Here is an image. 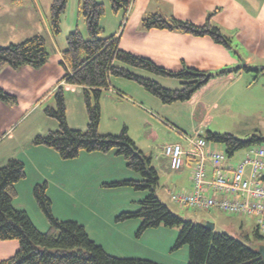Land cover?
<instances>
[{
  "label": "trees",
  "instance_id": "16d2710c",
  "mask_svg": "<svg viewBox=\"0 0 264 264\" xmlns=\"http://www.w3.org/2000/svg\"><path fill=\"white\" fill-rule=\"evenodd\" d=\"M66 2L67 0H52L49 24L54 35L60 32L59 17ZM130 2L109 0L113 12L122 11L123 14ZM79 11L85 19L88 38L85 39L78 30L71 31L66 36V48L62 52L61 62L66 72L62 81L83 88L86 128L82 131L73 130L67 125L64 94L59 87L54 97L55 108L46 107L44 110L47 116L57 121L58 129L45 135H37L32 143L55 150L65 160L77 157L80 151H114L116 155L121 156L126 166L138 173L140 179L122 180L105 186H128L135 190H146L148 195L140 201L138 210L123 212L116 219H140L139 231L161 226L178 227L173 248L187 246V264H263L257 249L225 233L209 230L201 223L183 220L171 212L155 194L158 175L150 165V157L145 156L136 147L125 127L118 134L103 135L99 132L101 94L111 87L113 78L133 81L161 103L171 104L189 100L210 79L238 70L223 69L216 73L189 68L177 72L165 70L145 57L122 50L118 44L119 36H102L100 18L105 11L103 3L96 0H79ZM141 26L144 30L159 29L198 37L206 36L227 49L232 47L231 38L218 27L211 25L208 20L203 25H195L190 21L156 13L144 17ZM48 57L45 38L36 34L22 42L0 46V69L3 66L13 69L29 66L38 70L45 65ZM249 70L251 69L245 68V71ZM139 71L178 79L181 87L167 89L152 78L140 75ZM255 71L264 73V68ZM0 100L12 103L15 98L0 89ZM202 137L206 142L221 144L229 156L243 148L261 147L264 142L258 131L251 134L247 140H239L229 133H214L209 130L203 132ZM24 176V164L20 160L9 159L0 167V240H17L19 244L15 254L0 261V264H159L146 259L110 256L89 238L82 225L75 221L54 218L45 183L36 184L32 191L40 210L49 221L48 231H38L27 213L15 209L12 205L16 195L15 185ZM256 238L264 240V236L261 237L257 232Z\"/></svg>",
  "mask_w": 264,
  "mask_h": 264
},
{
  "label": "crops",
  "instance_id": "0c3cea01",
  "mask_svg": "<svg viewBox=\"0 0 264 264\" xmlns=\"http://www.w3.org/2000/svg\"><path fill=\"white\" fill-rule=\"evenodd\" d=\"M7 1L12 3L14 0ZM19 1L15 0L13 4L18 5ZM34 1L37 5L38 1ZM130 1L123 20V26L120 29L117 28L124 15V12L120 11L122 16L116 13L114 25L109 31L111 34L106 36L113 34L119 36L118 44L122 50L145 57L155 65L169 71L177 72L183 68L207 73H216L223 69H236L238 71L214 77L198 89L189 100L171 104L161 103L150 94H146L147 92L140 86H134L123 79L113 78L111 87L101 94L100 121L105 111H110L115 115L140 111L143 115L151 116L150 122L144 120L142 126L144 129L149 126V134L153 140L158 138L156 132L160 129L159 124L169 130L175 128L185 135L203 134L204 130L208 129L211 114L215 111L219 114V112L225 110V113H227L232 107L236 94H242L243 89H248L253 84V92L256 91L259 97L261 92H264L263 84H261V88L257 86L261 77H264V73L255 71V69L264 68V0ZM9 2H6V0L0 2V30L6 24L3 15L7 13L8 16V13H11L9 19L7 16L6 19L12 20L13 15L20 11L13 5H9ZM6 3H9V6H5ZM23 7L21 6V9ZM24 10L26 12H22L23 17L17 16V20L20 19V21L15 22L16 26L7 22L8 30L5 33L0 31V39L2 37L3 40L10 38L8 42L11 44L22 42L31 37L32 34H40L38 31L31 30V28L32 23L40 27L42 22L39 23L36 19L34 21L32 13L28 11L26 6ZM156 13L164 17H175L179 20L190 21L195 25H203L208 20L211 25L218 27L222 33L231 38L232 47L227 49L206 36L198 37L178 31L159 29L144 30L141 26V20L150 14ZM44 32L46 34V37H44L46 47L49 52L48 60L44 66L38 70L29 66L18 69L3 66L0 69V89L15 98L12 103L0 100V167L9 159L20 160L19 157L11 154L13 150H19L22 154H26L32 150L44 152L45 149L43 148H48L42 145H34L32 140L37 135H45L49 131L58 129L57 121L47 116L44 110L46 107L55 108L54 97L59 87L64 94L67 125L73 130L82 131L86 128L83 88L62 81L66 72L65 67L61 64L63 60L62 52L66 48V43L63 41L62 44V41L60 43L58 38H55L49 20ZM245 68L251 70L245 71ZM139 74L142 75L143 73L139 72ZM147 77L152 78L167 89H179L181 87V84L177 88V84L169 82L167 79L172 78L169 76ZM245 77L251 78V81L244 80ZM130 96H137L143 104H147L148 108H151V113L145 111L144 107L141 106L142 103H137ZM29 117H35L32 128L25 127ZM112 119L116 120V116H112ZM124 127L128 133L129 127L126 123L122 125L120 131ZM120 131L104 129L101 126L99 128V132L103 135L118 134ZM173 138L184 141L181 136L176 135ZM130 139L145 156L150 157V165L155 169L159 178L160 172L157 171V163L153 161L152 153L145 154L132 137ZM207 147L214 149L208 143ZM99 154L105 155L103 157L110 154L123 159L121 156L116 155L114 151ZM155 160H159L167 171L170 169L168 158L163 154V150H160L159 155L155 156ZM20 161L25 167V161L23 159ZM184 167L189 168L185 178L187 187H184L181 191H191L192 163L186 162L181 170L172 173L178 172L180 174L183 172ZM132 176L134 177V175ZM125 178L129 179L128 177ZM118 181L119 179H114L107 183ZM107 183H104V186ZM105 188L112 189L114 187L105 186ZM168 197L170 199V195ZM257 245H264V240L259 241ZM16 247V244L0 242V261L7 258L8 250L12 251Z\"/></svg>",
  "mask_w": 264,
  "mask_h": 264
},
{
  "label": "rangeland",
  "instance_id": "374dc122",
  "mask_svg": "<svg viewBox=\"0 0 264 264\" xmlns=\"http://www.w3.org/2000/svg\"><path fill=\"white\" fill-rule=\"evenodd\" d=\"M2 1L5 2V0ZM37 1V5H35L34 0H20L18 5H14L13 2L10 3L6 0L10 4L6 3L7 5L5 6L13 5L20 11L13 15L12 20L6 19L7 13L3 15L6 24L0 31H4L5 33L8 30L7 22L16 26L15 22L20 21V19L17 20V16L23 17L22 12H26L24 10L26 6L28 11L32 13L34 21L36 19L37 22H42V26L40 27L32 23L31 30L38 31L40 35L46 37L44 30L50 18L52 0ZM78 1L67 0L65 9L60 14V32L55 35V38L57 37L60 43L62 41V44L63 41L65 42L68 33L74 30H78L85 39L88 38L85 19L80 14ZM96 1L104 4L105 11L100 18V25L104 29L102 36L106 37L111 34L109 31L114 25L116 13L111 9L109 0ZM21 6L24 7L21 9ZM10 14L8 13V19ZM117 14L122 16V12ZM125 16L126 12L122 16L117 28L120 29ZM21 24L23 25V23ZM9 40L10 38L3 40L2 37L0 39V45H8ZM139 72H142V75H145L144 77H156V75L146 71ZM247 77L244 80L251 81V78L248 79ZM167 80L177 84V88L180 87V81L178 79L168 78ZM125 81L134 86H139L133 81ZM261 84L264 85V77H261L258 82V88L262 87ZM243 90L242 94H236L232 107L227 113H225V110L224 112H219V114L216 111L211 114V120L207 130L214 133H229L239 140H247L251 134L258 131L264 138V92L262 91L259 97L256 91L253 92V84L248 89ZM130 97L137 103H142L141 106L144 107L145 111L151 113V108H148L149 106L147 104H143L137 96ZM253 97L255 98L254 100ZM112 116H116V120H113ZM150 117V115H143L140 111L119 115L105 111L99 123L104 129L117 132L126 123L129 127L128 133H130L128 135L143 149L145 154L152 153V159L154 158L153 161L157 163V171L160 172L155 194L171 212L177 214L183 220H190L201 224L209 222L214 225V232L225 233L249 247L258 249L257 244L262 240L256 238L253 218L239 215L230 217L217 210H209L207 212L202 209H190L174 203L171 197L169 199L168 195L172 191H181L184 187H187L185 178L189 168L184 167L183 172L180 174L178 172L172 173L173 171L170 169L167 171L164 165L160 164L159 160H155V156L159 155L160 150L166 144L181 142L180 144L184 146L185 142L182 139L173 138L176 135L180 137L181 132L175 128L171 129V131L164 126L162 127L161 124H159L160 129L156 132L158 136L157 140L151 139L149 134L150 130L148 129L149 126L145 129L142 126L144 120L150 122ZM33 121H35V117H29L25 127L32 128ZM207 143L210 147L213 146L214 149L225 152L221 144ZM261 147L264 148V142L261 143ZM43 149H45L44 152L32 150L26 154H22L19 150L11 151L12 155L25 161V176L15 185L16 195L13 198L12 205L15 209L25 211L38 231L43 233L48 231L49 221L40 210L32 191L36 184L45 183L47 185L46 195L51 201V213L53 217L62 221H75L82 225L89 238L100 245L110 256L146 259L159 264L187 263V246L185 245L178 249L173 248L179 231L178 227L167 228L161 226L159 228L139 231L140 219L124 221L116 219L123 212H134L138 210L140 201L148 195L146 190H135L128 186L114 187L112 189L105 188L104 183L111 182L114 179H119V181H122L120 179H140L138 173L126 166L124 159L110 154L103 157L105 155L99 154L101 152L90 153L80 151L77 157L65 160L55 150L51 148ZM245 153V148L237 150L230 158V162L235 163ZM259 235L263 237L262 234ZM0 242L16 244L17 246L12 251L8 250V254H6L7 258L13 256L19 246L17 240H0Z\"/></svg>",
  "mask_w": 264,
  "mask_h": 264
},
{
  "label": "built area",
  "instance_id": "2783aa9c",
  "mask_svg": "<svg viewBox=\"0 0 264 264\" xmlns=\"http://www.w3.org/2000/svg\"><path fill=\"white\" fill-rule=\"evenodd\" d=\"M181 137L184 146L166 144L162 150L172 171L192 163V187L191 191H172L171 200L190 209L251 217L256 232L264 236V148H248L231 163L232 156L208 148L200 133Z\"/></svg>",
  "mask_w": 264,
  "mask_h": 264
},
{
  "label": "water",
  "instance_id": "95a60500",
  "mask_svg": "<svg viewBox=\"0 0 264 264\" xmlns=\"http://www.w3.org/2000/svg\"><path fill=\"white\" fill-rule=\"evenodd\" d=\"M203 226L205 228L209 229V230H212V231L214 229V225L213 224H210L209 222L208 223H204ZM257 253L261 257L262 263L264 264V245H259L258 246Z\"/></svg>",
  "mask_w": 264,
  "mask_h": 264
}]
</instances>
